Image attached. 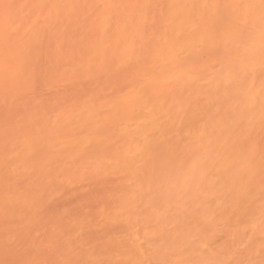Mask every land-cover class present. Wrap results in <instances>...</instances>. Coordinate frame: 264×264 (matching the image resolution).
<instances>
[{"label": "bare ground", "instance_id": "obj_1", "mask_svg": "<svg viewBox=\"0 0 264 264\" xmlns=\"http://www.w3.org/2000/svg\"><path fill=\"white\" fill-rule=\"evenodd\" d=\"M260 50L264 0H0V264H264Z\"/></svg>", "mask_w": 264, "mask_h": 264}, {"label": "rangeland", "instance_id": "obj_2", "mask_svg": "<svg viewBox=\"0 0 264 264\" xmlns=\"http://www.w3.org/2000/svg\"><path fill=\"white\" fill-rule=\"evenodd\" d=\"M259 49H260V48H259ZM260 51H261V50H260ZM260 51H259V52H260ZM261 52H262V54L264 53V51H261ZM262 54H259V55H258V58H259L260 55L262 56ZM263 55H264V54H263ZM261 56H260V58H261ZM262 58H263V57H262ZM262 60H264V59H262ZM262 60H260V61H262ZM260 61H259V62H260ZM262 64H263V62H262ZM262 64H261V65H262ZM257 66H258V65H257ZM257 66H256V67H257ZM256 67H255V69H256V70L258 69L257 71H259L260 73H262V71L264 70V68H263V70L261 71V69H262L263 66L261 67V66L259 65L258 68H256ZM259 67H260V70H259ZM256 70H255V73H256V74L259 73V72H257ZM260 73H259V75H260ZM263 73H264V72H263ZM263 73H262V76H261L262 79H263ZM259 75H257V76H259ZM257 76H255V78H256V80L258 81L259 78H258ZM262 79H259V80H262ZM263 81H264V80H262V82H263ZM260 82H261V81H260ZM263 83H264V82H263ZM259 84H260V83H259ZM263 88H264V87H263ZM259 90H260V89H259ZM259 92H260V91H259ZM261 92H262V89H261ZM262 95H263V93H262ZM259 97H260V93H259ZM262 97H264V96H262ZM258 101H259V99H258ZM261 110H262V109H261ZM261 110H260V111H261ZM263 113H264V111L261 112V116H262ZM259 114H260V113H259ZM259 116H260V115H259ZM263 116H264V114H263ZM262 118H264V117H262ZM262 121H263V120H262ZM262 121H261V123H259V126H257V127H258V128L260 127L259 130L262 129L263 132H262V130H260V132H259L260 134H259V133H258L259 130H256V131H255V136L257 137V135H258V137H259V138L257 137L258 139L256 138V144H255V147L257 146L256 148L259 150V151L257 150L259 153H258L256 150H255V151H256L255 153H256V154L258 153V154H257V158H258V155H259L262 159H264V158H263V157H264V156H263V155H264V148H260V144H261V143H259V141H258V140L262 141L261 147H264V144H263V143H264V142H263V141H264V139H263V138H264V136H263V135H264V128H263L264 126L262 125ZM263 124H264V122H263ZM260 125H262L263 127H261ZM257 127H256V128H257ZM262 133H263V134H262ZM260 135H261V136H260ZM261 137H263V138H261ZM262 139H263V140H262ZM257 141H258V142H257ZM258 144H259V147H258ZM256 148H255V149H256ZM260 149H263V151L260 152V151H261ZM262 154H263V155H262ZM259 159H260V158H259ZM259 159H257V161H258V162L261 161V163H260L261 166H260V164H259L258 166L261 168V167L263 166L264 163L262 162V160H259ZM263 161H264V160H263ZM262 168H263V167H262ZM263 169H264V168H263Z\"/></svg>", "mask_w": 264, "mask_h": 264}]
</instances>
